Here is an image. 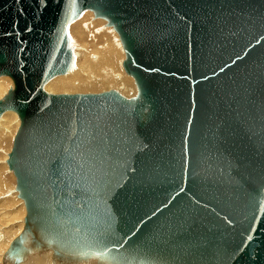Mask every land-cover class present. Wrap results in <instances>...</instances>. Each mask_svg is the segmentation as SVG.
Wrapping results in <instances>:
<instances>
[{
	"label": "water",
	"instance_id": "1",
	"mask_svg": "<svg viewBox=\"0 0 264 264\" xmlns=\"http://www.w3.org/2000/svg\"><path fill=\"white\" fill-rule=\"evenodd\" d=\"M85 10L117 31L136 99L44 91L74 68ZM0 76L20 248L264 264V0H0Z\"/></svg>",
	"mask_w": 264,
	"mask_h": 264
},
{
	"label": "bare ground",
	"instance_id": "2",
	"mask_svg": "<svg viewBox=\"0 0 264 264\" xmlns=\"http://www.w3.org/2000/svg\"><path fill=\"white\" fill-rule=\"evenodd\" d=\"M92 13L91 10H85L77 19L71 21L70 24H67L66 32L68 34V41L73 42L80 49H83V45L80 47L78 44L79 38L82 39L85 36L81 31V24L83 20L85 22L90 20L93 16ZM105 21L106 20L101 17L97 21L91 23L90 26L96 27L97 25H100L104 27ZM86 27L89 30V26ZM94 40L102 47L98 48L96 43L90 45L91 52L86 51V56L90 53L96 54L97 56L94 55L92 60H87L88 64L83 58L82 64L77 63V59H75L74 68L64 75H58L49 80L43 87L44 91L50 94L100 93L120 87L126 93L124 95H127L128 92L132 94H130V99L138 97L134 79L125 73L117 74L121 73L120 68H122L123 62L126 58L124 55V46L117 31L114 29V32L111 35L106 37L99 35L95 37ZM114 43L117 47H115ZM73 55H75V58H78L77 54L73 53ZM109 71L112 73V76H116V78H114L115 80L111 78V75L108 76L107 72ZM9 82L6 76H0V101L4 99L9 91ZM18 126L19 118L13 111H6L0 115V146L1 148L2 146L6 147V159L3 158L6 161H8V152H10L12 140ZM5 135L6 138H4ZM9 140H11V145L7 143ZM2 153L4 152L0 150L1 157L4 155ZM6 166L8 167V164H1L0 166V194L4 193L5 190H8V192L15 190V192L7 194V196L4 197L5 199H2V197L0 198V263H2L1 260L4 257V252L7 251L11 245H13V247L18 245L15 239L24 227L26 215L24 201L19 198V193L16 188L12 187L15 184L13 173L10 170H7L11 176L10 178L14 179L13 185L12 183L8 185L10 181H7L2 175L6 169H8ZM17 214L22 217L21 220L15 218V215ZM10 220L14 222V225L11 227L8 225ZM12 222H10V225ZM47 241L48 240L38 238L26 249L22 247V250H28L27 257H25V264H55L62 261V259L64 264H68L70 261V254L73 253L79 258L78 264H107L111 260V257H114L112 251H100L88 248H84L79 255V251L70 252L65 246L56 247L50 241ZM57 249H59V251ZM7 253H9V251ZM114 264L116 263L114 262Z\"/></svg>",
	"mask_w": 264,
	"mask_h": 264
},
{
	"label": "rangeland",
	"instance_id": "3",
	"mask_svg": "<svg viewBox=\"0 0 264 264\" xmlns=\"http://www.w3.org/2000/svg\"><path fill=\"white\" fill-rule=\"evenodd\" d=\"M93 12V11H92ZM93 14V16L90 18V20H88L87 22H85L84 20L82 21V24H81V31L84 33V37L82 38V39H80L79 38V45H80V47H82L81 45H83V49H80L79 47H77L73 42H70V41H68V44H67V47L69 48V49H71V51H72V53H75V54H77L78 55V58H75V59H77V63H80V64H82V58L85 60V62L87 63V60H92V57L94 56V55H96V54H93V53H90L89 55H87L86 56V51H88V52H91V50H90V45H92V44H97L98 46V48H101L102 46L100 45V44H98L95 40H94V38L95 37H97V36H99V35H103L104 37H106V36H109V35H111L113 32H114V26H112V25H110L109 24V22H108V20L107 19H105L104 18V20H106L105 21V23H104V27H102V26H100V25H97L96 27H91L90 26V24L91 23H93V22H95V21H97L98 19H100L101 17H97L95 14H94V12L92 13ZM103 18V17H102ZM71 22H69L68 24H70ZM86 26H89V30L87 29V27ZM67 36H68V34H67ZM87 45V46H86ZM114 45H115V47H117L116 46V44L114 43ZM84 54V55H83ZM124 55H125V53H124ZM86 56V57H85ZM97 56V55H96ZM74 57H75V55H74ZM80 57H81V59H80ZM126 57V56H125ZM88 64V63H87ZM75 66V65H74ZM121 69V73H117V74H123V73H125V74H127L126 73V71L125 70H123L124 69V67H123V65H122V68H120ZM70 72V71H69ZM108 73V76H110L112 73L109 71V72H107ZM7 77V76H6ZM111 78H116V76H112L111 75ZM7 79H8V82H9V80H10V82H9V84H8V86H10L9 87V90H10V88L12 89L13 88V82H12V80L9 78V77H7ZM115 80V79H114ZM113 90L114 91H117L119 94H121L123 97H125V98H127V99H130L129 97L132 95L130 92H128V94L127 95H124V94H126L120 87H116V88H113ZM110 91V90H109ZM124 92V93H123ZM137 92H138V90H137ZM73 94H75V93H73ZM83 94H85V93H83ZM131 94V95H130ZM138 95V94H137ZM139 97V96H138ZM137 98V97H136ZM135 98V99H136ZM4 138H6V135L4 136ZM8 144H10L11 145V140H9L8 142H7ZM0 148H1V146H0ZM5 148V149H4ZM4 149V150H3ZM1 151H3L4 153H2V154H4L3 155V157H1L0 156V166H1V164H4V165H6L7 164V161L5 160L6 158H5V156H6V154H7V152L5 151L6 150V147H3L2 146V148L0 149ZM6 152V153H5ZM9 153V152H8ZM3 158H5V159H3ZM6 162H5V161ZM3 161V162H2ZM6 168H8L7 166H6ZM7 170H9V168L8 169H6V171L2 174L4 177H5V179L7 180V181H10L9 183H8V185H10L11 183H12V185H13V183H14V179L13 178H10L11 176L9 175V173H8V171ZM8 173V174H7ZM11 179V180H9V179ZM12 180H13V182H12ZM12 187H14L15 188V184L12 186ZM13 192H15V190H12L11 192H8V190L6 191L5 190V192L4 193H2V194H0V198L2 197V199H5L4 197H6L7 196V194H9V193H13ZM6 194V195H5ZM1 200V199H0ZM15 206V205H14ZM15 218H17V219H22V217L21 216H19L18 214L17 215H15ZM10 222H12L11 220L8 222V225L11 227V226H13L14 224V222H12V224L10 225ZM9 251V253H7ZM28 251V250H27ZM27 251H24V250H22V248H20L18 245L17 246H15V247H13V245H11L10 246V248H8L7 249V251H5L4 252V257H3V259H4V261H3V259L1 260V262L2 263H0V264H25L26 263V258L25 257H27ZM75 251H79V255L81 254L80 252H82V250H75ZM12 253V254H11ZM11 256H10V255ZM16 256H15V255ZM71 256H70V261H69V263L71 264H76V262H77V264H78V257H76L75 256V254L73 253V254H70ZM74 255V256H73ZM85 255H86V253H85ZM84 255V256H85ZM7 261V262H6ZM16 261V262H15ZM62 261H63V259H62ZM62 261H60V262H57V263H55V264H64V262H62ZM18 262V263H17ZM110 262H112V263H110ZM114 262L116 263V264H120V263H118L117 261H116V259H115V257H111V260L107 263V264H114ZM68 263V264H69ZM104 264H106V263H104Z\"/></svg>",
	"mask_w": 264,
	"mask_h": 264
}]
</instances>
